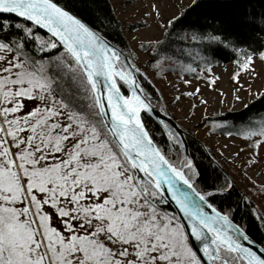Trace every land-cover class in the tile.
Segmentation results:
<instances>
[{
  "label": "snow or ice",
  "instance_id": "1",
  "mask_svg": "<svg viewBox=\"0 0 264 264\" xmlns=\"http://www.w3.org/2000/svg\"><path fill=\"white\" fill-rule=\"evenodd\" d=\"M204 7L213 20L227 11L242 33L264 40V4L258 15L253 0H193L190 9ZM186 20L182 13L164 26V40L140 44L152 49L145 66H161L168 38ZM109 28L110 18L89 20L55 0H0V264H264V243L236 221L240 204L210 202L235 189L226 175L221 181L210 150L220 182L199 188L204 174L187 141L169 129L178 167L157 146L141 113L164 123L159 100L152 104L147 76L108 39ZM231 36L209 32L207 42L236 52ZM243 55L247 70L253 57ZM258 58L264 62V51ZM259 148L264 141L252 140L249 150ZM165 191L179 215L161 209Z\"/></svg>",
  "mask_w": 264,
  "mask_h": 264
},
{
  "label": "rangeland",
  "instance_id": "2",
  "mask_svg": "<svg viewBox=\"0 0 264 264\" xmlns=\"http://www.w3.org/2000/svg\"><path fill=\"white\" fill-rule=\"evenodd\" d=\"M109 1L121 22L136 64L160 92L167 114L211 150L215 161L235 186L252 201L258 217H264V191H261L264 186V148L249 150L252 140L262 142L264 139L256 133L243 136L229 132V123L222 120L223 115L242 109L262 92L264 62L254 55L247 70L231 62H217L208 69H198V77L189 75L180 61L168 57L160 58L158 68H153L152 64L145 66V61L151 59L152 49L144 53L140 44L160 41L168 21L193 0ZM148 13L159 15L149 19ZM160 104L159 101V108ZM165 129L169 131L171 127L168 125ZM249 157L257 160L255 167L245 163Z\"/></svg>",
  "mask_w": 264,
  "mask_h": 264
},
{
  "label": "trees",
  "instance_id": "3",
  "mask_svg": "<svg viewBox=\"0 0 264 264\" xmlns=\"http://www.w3.org/2000/svg\"><path fill=\"white\" fill-rule=\"evenodd\" d=\"M56 1L69 8L74 13L87 17L89 20L94 21L98 16L101 18H110V28L107 32L108 39L112 43L117 44L118 47L126 54L129 52L132 53L123 34L121 22L116 16L114 8L109 0H87L86 3L84 0ZM225 2L226 0H205V3ZM253 2L257 5L255 11L258 15L261 11L260 5L264 4V0H253ZM192 3L183 8L176 17L172 18L176 19L179 18L182 13H187V20L183 24L176 26L172 35L168 38L167 47L160 58L168 57L176 59L180 61V64L189 75L198 77V69H208L217 62H231L241 66L243 65V61L245 59V56L243 55L244 51H247L249 55H252V57L254 55H258L260 51H264V40L256 39L255 36L242 33L239 28L232 23L227 11L224 12L220 19L213 20L212 14L207 13L206 7L191 10L190 8L192 7ZM16 19L18 22H24L21 18ZM107 22L108 21H106V23ZM170 27L171 26L168 25V27L164 30V33L167 32ZM220 27L224 30V33L216 30ZM36 32L39 36L45 39L49 35L41 29H37ZM209 32L213 35L221 36L225 34H232L233 36L229 38H237V51L233 52L231 48H225L223 45L219 44L209 45L207 42V35ZM164 33L160 41L164 40ZM185 34L192 35H188L187 38H184ZM193 35L196 39L192 38ZM155 44L156 43L153 45ZM28 46L31 47L32 44L30 43ZM200 57H207L210 62L201 60ZM129 61L136 63L133 53L132 56H129ZM187 69H191V71H187ZM140 70L143 75L147 76V82L144 84V87L152 96V104L156 105L157 100H159L161 102L160 109L165 113H169L162 101L160 92L155 87L151 78L141 68ZM66 87L70 92L73 91L71 86L66 85ZM122 90L128 94L126 89L122 88ZM261 93H264V89ZM260 94L242 109L234 112H228L223 115L222 120H226L229 123L227 124V127L230 130L229 132L237 133L243 136L256 133L264 139V135L260 134L261 131H264V97ZM141 115L143 122L146 125V129L149 130L151 134H154L157 146L162 150L169 162L173 166L178 167V158L176 155L177 149L169 137V131L165 129L164 124L158 123L147 112H142ZM171 131L177 136L175 131ZM179 139L180 138L177 136V140ZM187 141L189 145V153H191V156L195 158V164L199 166L200 171L204 174V179L198 180L197 186L199 188H205L206 185H212L214 182L219 183L220 181L216 180V172H213L212 170V167H215V165L209 167V158L205 155V151L210 149L204 147L203 144L196 140L193 136L187 137ZM179 151L181 153L183 152V145H181ZM211 156L214 158L212 152ZM217 172H219V168H217ZM225 175L230 179L227 173L223 171L220 173L221 181ZM210 202L214 203V205L219 209H225L229 205L235 208L236 204L239 203L241 211L237 213L236 221L245 226L248 234L260 244L264 243V222L261 221L255 213L252 201H250L237 186H235L229 200L216 198L214 201ZM161 209L169 213H176L169 202L162 204Z\"/></svg>",
  "mask_w": 264,
  "mask_h": 264
},
{
  "label": "water",
  "instance_id": "4",
  "mask_svg": "<svg viewBox=\"0 0 264 264\" xmlns=\"http://www.w3.org/2000/svg\"><path fill=\"white\" fill-rule=\"evenodd\" d=\"M55 2H57L56 0H55ZM59 5H61V6H64V5H62V4H60L59 2H57ZM65 7V6H64ZM67 10H69V11H72V10H70L69 8H67V7H65ZM73 12V11H72ZM22 19V18H21ZM42 30V29H41ZM42 31H44L45 33H47L45 30H42ZM48 34V33H47ZM126 54V53H125ZM118 86H119V84H118ZM121 91H122V93L124 94V95H130V93L128 92V94H126L122 89H121ZM155 106V105H154ZM158 112L160 113V119L161 120H163L164 121V123H167L170 127H171V129L172 130H174L176 133H177V129H179V132L177 133V135L179 136V138L181 139H183V140H185V141H187V137H192L171 115H169V114H167L166 113V117H165V112H163L160 108H158ZM156 121H157V117L155 116V115H151ZM143 120V119H142ZM160 124H163V123H160ZM187 144H188V141H187ZM188 151H189V146H188ZM166 158V157H165ZM167 159V158H166ZM214 159V158H213ZM168 160V159H167ZM215 160V159H214ZM217 163V162H216ZM181 185H182V182H181ZM166 185H165V189H166ZM182 187H183V185H182ZM165 194L169 197V200H168V202H169V204H171V206L173 207V209L176 211V213L179 215V213H178V209H177V205L175 204V202H173L172 200H171V198H170V194L169 193H167L166 191H165ZM252 237V236H251ZM253 238V237H252ZM254 239V238H253ZM255 240V239H254ZM256 242H257V246H259L260 245V243L257 241V240H255ZM190 243L193 245V251H196L197 252V254L198 255H202V253L199 251V249L202 247V245L199 243V242H197V241H195V239L194 238H191L190 237Z\"/></svg>",
  "mask_w": 264,
  "mask_h": 264
}]
</instances>
